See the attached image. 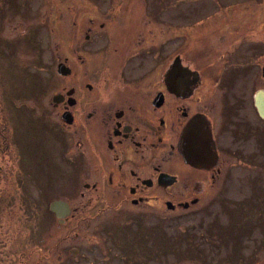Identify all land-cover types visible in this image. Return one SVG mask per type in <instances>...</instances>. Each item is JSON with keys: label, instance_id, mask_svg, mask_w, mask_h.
<instances>
[{"label": "rangeland", "instance_id": "rangeland-1", "mask_svg": "<svg viewBox=\"0 0 264 264\" xmlns=\"http://www.w3.org/2000/svg\"><path fill=\"white\" fill-rule=\"evenodd\" d=\"M117 2L0 0V264H54L43 250L57 243L60 249L79 247L94 264H264V122L259 119H252L259 133L219 137L228 151L222 158L230 165L195 211L169 213L162 220L161 212L152 210L147 223L135 215L118 226L105 222L118 215L108 208L68 230L50 212L49 203L58 198L77 209L89 206L75 195L80 166L65 158L64 132L49 113L64 82L56 62L64 58L68 33L87 31V21L101 18ZM118 5L122 15L166 21L168 51L175 47L177 22L187 25L209 15L245 20L248 42L259 39V23L264 35V0H119ZM201 46L195 53L201 54ZM252 51L247 50L246 63L252 64ZM244 72L236 69L226 78ZM234 85L250 97L264 89V79L260 69L248 68ZM87 260L68 259L70 264Z\"/></svg>", "mask_w": 264, "mask_h": 264}, {"label": "flooded vegetation", "instance_id": "flooded-vegetation-1", "mask_svg": "<svg viewBox=\"0 0 264 264\" xmlns=\"http://www.w3.org/2000/svg\"><path fill=\"white\" fill-rule=\"evenodd\" d=\"M118 4L87 21V31L68 33L64 58L56 62L67 72L59 75L63 87L49 113L64 132L65 158L80 166L75 195L89 204L77 209L69 200L51 201L66 203L60 210L64 217L50 212L67 230L108 208L118 215L105 222L118 226L135 215L147 223L158 211L162 220L169 213L195 211L230 165L222 158L228 151L219 137L259 133L252 119L264 122L254 95L241 94L234 85L248 68L260 69L262 78V24L259 39L248 42V25L232 15H209L187 25L179 21L175 47L168 51L166 21L122 15ZM197 45H203L201 54L195 53ZM249 48L255 53L252 64L246 63ZM236 69L245 72L227 79ZM58 245L43 250L54 264H70L68 259L78 256L87 260L79 247Z\"/></svg>", "mask_w": 264, "mask_h": 264}, {"label": "water", "instance_id": "water-1", "mask_svg": "<svg viewBox=\"0 0 264 264\" xmlns=\"http://www.w3.org/2000/svg\"><path fill=\"white\" fill-rule=\"evenodd\" d=\"M67 72V69L64 67L62 63H60L57 66V73L60 75H65ZM262 76L264 78V68L262 70ZM59 96H53L52 101L57 102ZM254 103L258 112V115L261 117V119L264 120V90H258L254 94ZM67 205L64 201L58 200L53 201L49 204L50 211L54 212L57 218L64 217V215L61 214L60 210L66 209Z\"/></svg>", "mask_w": 264, "mask_h": 264}]
</instances>
